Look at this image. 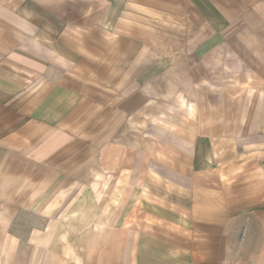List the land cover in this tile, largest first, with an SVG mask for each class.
<instances>
[{"label": "crops", "instance_id": "obj_1", "mask_svg": "<svg viewBox=\"0 0 264 264\" xmlns=\"http://www.w3.org/2000/svg\"><path fill=\"white\" fill-rule=\"evenodd\" d=\"M0 264H264V0H0Z\"/></svg>", "mask_w": 264, "mask_h": 264}]
</instances>
